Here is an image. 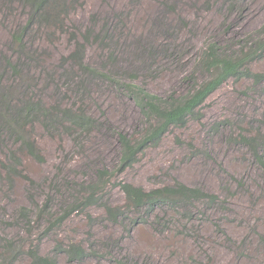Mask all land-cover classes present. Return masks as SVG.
I'll use <instances>...</instances> for the list:
<instances>
[{
  "label": "rangeland",
  "instance_id": "obj_1",
  "mask_svg": "<svg viewBox=\"0 0 264 264\" xmlns=\"http://www.w3.org/2000/svg\"><path fill=\"white\" fill-rule=\"evenodd\" d=\"M24 18L25 9L16 0L8 8L0 5V52L8 51L9 31ZM66 22L93 31L107 27L103 45L86 47L89 63L106 64L149 92L179 94L190 84L189 75H203L195 70L209 41L235 45L264 23V0H83ZM28 42L43 52L46 72L54 71L70 47L67 35L56 33L48 42L35 29ZM251 68L264 72V55ZM50 87L42 90L47 98L54 95ZM87 92L85 107L97 119L95 130L74 144L66 134L52 136L37 126L33 133L44 161L21 158L33 183L20 177L0 179V235L13 239L14 249H26L29 243L23 227L8 222L16 220L18 207L31 205L50 190L57 205L63 194L71 193L70 187L76 189L99 168L114 166L119 133L133 134L142 126L140 111L125 92L104 80L90 82ZM201 111L200 122L171 128L119 177L143 188L177 179L219 194L218 204L204 205L194 216L198 239L195 228L185 231L175 220L114 224L96 206L45 236L39 252L52 253L56 240L63 239L93 244L96 253L71 262L58 254L60 264H264V175L239 136L264 131V81L228 79L208 96ZM103 197L116 204L123 196L118 187H107ZM4 243L0 238V251ZM0 264L7 263L0 258Z\"/></svg>",
  "mask_w": 264,
  "mask_h": 264
},
{
  "label": "trees",
  "instance_id": "obj_2",
  "mask_svg": "<svg viewBox=\"0 0 264 264\" xmlns=\"http://www.w3.org/2000/svg\"><path fill=\"white\" fill-rule=\"evenodd\" d=\"M16 1L25 9V18L9 31L8 51L0 52V179L10 182L20 177L33 183L25 173L21 158L44 161L34 138L37 126L52 136L53 133L66 134L74 144H79L83 134L95 130L97 119L85 107L90 82L104 80L116 90L125 92L137 105L143 122L133 134H118L120 152L113 167L99 168L91 179L78 183L76 189L70 187L71 193L63 194L58 200L59 205L55 204V195L50 190L40 200H32L31 205L18 207L16 220L8 222H18L29 243L26 249H14L15 241L0 235L1 240H5L3 251H0L2 262L60 264L56 257L58 254H63L70 262L95 256L93 244L77 240L57 239L50 254L40 253L39 243L60 229L74 214H86L96 206L101 207L106 219L114 224L125 221L130 226L139 223L159 225L175 220L173 223L185 231L195 228L198 239L200 233L194 216L204 205L211 208L218 204L219 194L189 186L177 179L143 188L119 177L137 162L147 148L157 146L171 128L184 127L190 120L200 122L203 115L201 106L228 79L264 81V72L251 68V64L264 55V23L235 45L209 41L199 54L195 70L199 69L203 75H189L190 84L182 93L159 95L147 91L135 80L123 78L118 75V70L105 67L106 64H91L86 60V47L90 43L103 45L107 27L93 31L91 28H76L71 22H66L83 0ZM13 2L0 0V5L8 8ZM34 29L41 30L48 42H53L56 33L67 35L70 47L60 57L54 71L48 69L46 72L43 52L28 42ZM37 69L41 77L39 83L38 80L36 83L33 72ZM50 83L54 95L47 98L42 90ZM263 132L240 133L239 136L264 175ZM107 187L119 188L123 196L121 203L104 200L103 191ZM87 215L90 217V213ZM35 221L36 226L33 224ZM21 259L25 260L24 263L19 262Z\"/></svg>",
  "mask_w": 264,
  "mask_h": 264
}]
</instances>
